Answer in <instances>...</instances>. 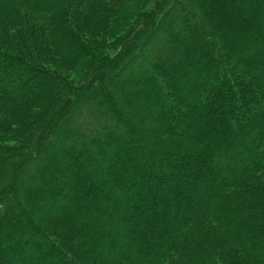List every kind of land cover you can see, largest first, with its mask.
<instances>
[{"label":"trees","instance_id":"trees-1","mask_svg":"<svg viewBox=\"0 0 264 264\" xmlns=\"http://www.w3.org/2000/svg\"><path fill=\"white\" fill-rule=\"evenodd\" d=\"M0 264H264V0H0Z\"/></svg>","mask_w":264,"mask_h":264},{"label":"rangeland","instance_id":"rangeland-1","mask_svg":"<svg viewBox=\"0 0 264 264\" xmlns=\"http://www.w3.org/2000/svg\"><path fill=\"white\" fill-rule=\"evenodd\" d=\"M130 7H134L133 5H129ZM51 66H54V67H57L59 70H61V71H63L64 73H68V71H67V69L64 67V66H62V65H56V64H53V65H51ZM58 133H59V135H62V134H64V132H62V130H59L58 131ZM191 164H193V163H191ZM186 165H188V162H187V164H186V160L184 161V164H183V166H186ZM105 206V205H104ZM92 261V260H91Z\"/></svg>","mask_w":264,"mask_h":264}]
</instances>
